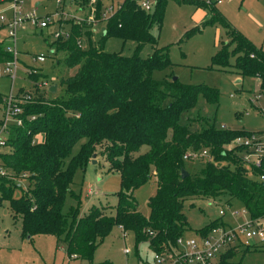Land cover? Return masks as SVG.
Wrapping results in <instances>:
<instances>
[{
	"label": "trees",
	"instance_id": "16d2710c",
	"mask_svg": "<svg viewBox=\"0 0 264 264\" xmlns=\"http://www.w3.org/2000/svg\"><path fill=\"white\" fill-rule=\"evenodd\" d=\"M79 1L89 10L93 8V23L104 20L102 39L91 42L89 28L93 23L84 22L70 24L66 39L47 42L54 47L53 54L64 51L66 66L75 71L59 80L64 95L51 96L47 93L50 90L38 92L36 81L42 73L28 68L35 91L19 103L22 124L9 125L0 149V167L5 171L0 174V202L7 200L12 218H19L21 237L32 240L38 234L53 235L63 242L69 259L93 264L97 244L114 226L131 231L135 242L146 240L153 253L172 248L176 238L190 228L183 212L187 198L226 193L242 201L248 217L263 218L264 182L256 178L254 168L244 166L242 146H229L233 138L250 131L217 127L213 118L192 117L190 111L200 97L207 104L217 105L219 92L206 84L173 79L169 45L158 46L157 37L150 32L153 24L161 27L167 0H154L149 9L141 7L140 0H110L118 5L107 18L101 15L102 0ZM177 1L193 3L208 14L200 26L186 30L185 36L204 25L225 29L227 40L210 56L206 68L232 71L241 77L256 76L264 93L262 47L234 28L214 2ZM83 33L88 37L87 47L78 43ZM109 36L136 41L135 52L123 55L105 51L103 41ZM145 43L153 45L152 53L141 57L138 49ZM9 56L0 42V61ZM165 69L169 70L161 78L152 76L153 70ZM4 97L0 94V105ZM76 144L79 147L73 153ZM144 145L147 148L139 151ZM202 149L208 152L203 168L190 172L185 166V158L190 156L186 155ZM98 152L107 162L106 171L119 174L116 202L93 204L80 215V196L72 188L74 172L84 169L92 154ZM181 168L188 172L184 177ZM151 175L155 176L156 189L147 199L149 211L145 216L137 208L134 191ZM12 176L27 182L28 188L19 196L13 195L19 186ZM68 194L75 204L64 212ZM218 225H225L220 218L195 232L205 235ZM241 245L234 243L220 252L217 264H240L232 257ZM244 246L250 249L255 245Z\"/></svg>",
	"mask_w": 264,
	"mask_h": 264
},
{
	"label": "rangeland",
	"instance_id": "374dc122",
	"mask_svg": "<svg viewBox=\"0 0 264 264\" xmlns=\"http://www.w3.org/2000/svg\"><path fill=\"white\" fill-rule=\"evenodd\" d=\"M2 1V0H1ZM154 2V0H153ZM230 24L243 33L256 46L264 50V0H210ZM112 3V4H111ZM117 1L102 0V9L106 14L116 8ZM92 6V5H91ZM1 13L11 15V2H0ZM34 11L37 17H49L46 27L39 28L24 22L17 29L14 46L18 51L13 79L7 75H0V94L18 98L30 97L29 92L35 91V82L28 74V68H35L42 74L38 77V92L49 90V86L56 85L55 91H47L51 96L64 95V86L59 83L61 77L71 75L75 68L67 67L64 62V51L56 54L51 52L47 42L54 40L52 35L61 25L64 30L70 29V24L93 23L95 19H89V12L85 3L79 0H23L21 12ZM205 10L195 7L193 3L186 1L167 0L161 27L153 24L150 32L157 37V45H169V57L173 65V76L182 82L206 84L215 87L218 92V103L207 104L203 98H199L196 106L190 111V115L196 119L207 117L214 119L217 127L230 129H244L247 131H264V93L259 88V78L256 76L241 77L228 70L209 69L210 56L227 40L225 29L216 25H204L193 34L185 36L186 30L195 24L194 21L203 19ZM201 21V20H200ZM105 28L104 20L93 23L90 29V40L98 43L102 39ZM86 30V29H84ZM6 39L7 28L0 21V40ZM82 46L89 44L85 33L80 38ZM3 44V41H1ZM136 41L123 40L118 36H109L103 41L105 51H119L123 55H132L135 52ZM153 45L145 43L138 49L141 57L152 53ZM43 54L45 59L38 60L35 55ZM192 64L200 67L190 66ZM165 70H153L154 78H161ZM0 105V116L1 115ZM201 124V123H200ZM195 127V125H194ZM232 144V142L230 143ZM231 146V145H229ZM78 144L74 145L72 152L78 150ZM147 148L142 146L139 151ZM207 156L185 158V166L190 172L203 168ZM107 162L101 153L95 156L85 165L84 169L77 168L73 177V190L79 194L80 215L86 213L93 205H113L116 202V192L119 189V174L116 171L107 172ZM17 186L13 195L19 196L22 190L28 188L25 178L12 176ZM156 189L155 176L149 179L134 191V198L138 210L145 216L148 214L147 199L153 195ZM75 204L71 195H66L62 211H66L70 205ZM223 209L224 214L219 210ZM108 210L109 207H108ZM185 213L190 228L184 233V237L196 235L195 229L202 227L211 220L220 218L225 225L234 226L245 220L248 215L244 204L237 198L229 197L226 193L215 197L187 198L183 202ZM264 225V217L261 218ZM255 246L246 249L244 245L237 248L232 259L240 261V264H264V239L253 238ZM127 249L128 253H125ZM93 264H159L154 259V253L150 250L146 240L135 242L131 231H124L119 226H114L96 246L93 256ZM0 264H75L65 256L63 242L57 241L53 235L38 234L32 240L21 237L20 220L12 218L7 200L0 202ZM79 264H89L86 260Z\"/></svg>",
	"mask_w": 264,
	"mask_h": 264
},
{
	"label": "built area",
	"instance_id": "2783aa9c",
	"mask_svg": "<svg viewBox=\"0 0 264 264\" xmlns=\"http://www.w3.org/2000/svg\"><path fill=\"white\" fill-rule=\"evenodd\" d=\"M9 1L11 2V15L7 17L0 10V21L6 26L7 36L11 39L10 43H6L4 47V50L10 56L4 61H0V75H7L13 79L18 62V51L14 46L17 29L24 22L39 28L46 27L49 17L39 18L33 10L22 13L21 5L23 0ZM91 2L93 0H90ZM139 3L144 9H149L153 0H140ZM109 9L111 10L109 14H106L105 11L102 12V18H107L114 12L112 6ZM89 13V19L93 18V8L90 9ZM69 31V29L64 30L61 25H58L57 30H54L52 35L54 39L64 40L69 36ZM78 43L80 44L81 42L78 41ZM53 48H51V52H53ZM35 57L41 61L45 59V55L43 54H36ZM27 97H23V100L19 101L17 97L12 96L10 93L5 95L2 105V117L0 119V149L5 145L9 125L22 124V119L18 116L22 111L19 103L23 102ZM235 145L242 146L244 149L242 152L244 166L249 169L254 168L257 171L256 178L264 182V131H250L247 134L238 135L232 140L231 146ZM207 154V150L202 149L198 153H188L186 156L199 158L204 155L207 156ZM4 173V169L0 167V174ZM219 213L224 214V210L220 209ZM148 233L153 235L151 230ZM256 237L260 238V240L264 239V225L261 222V218L247 217L241 223L234 226L218 225L212 227L205 235L196 234L193 237L181 235L176 238L175 245L172 248H168L161 253L155 252L154 259L159 264H217V255L230 245L234 243L250 244L253 243L250 241ZM125 253H128L127 249Z\"/></svg>",
	"mask_w": 264,
	"mask_h": 264
},
{
	"label": "crops",
	"instance_id": "0c3cea01",
	"mask_svg": "<svg viewBox=\"0 0 264 264\" xmlns=\"http://www.w3.org/2000/svg\"><path fill=\"white\" fill-rule=\"evenodd\" d=\"M3 1V0H2ZM202 8V7H201ZM204 9V8H203ZM205 10V9H204ZM205 13L203 14V19H200L199 21H194L195 22V24L194 25H192V27L191 28H196V27H198V26H200L201 24H202V22L207 18V16H208V14H207V12H206V10L204 11ZM8 16H10V14L8 15ZM7 16V17H8ZM201 29V28H200ZM1 41H3V44H4V47H5V44L7 43L6 42V39H1L0 40V42ZM171 61H173V60H171ZM174 63V62H173ZM208 65V64H207ZM190 66H194V67H200V65H197V64H192V65H190ZM56 86V85H55ZM1 109H2V105H1ZM1 115H2V111H1ZM1 117L2 116H0V119H1ZM225 224V223H224ZM65 256H66V258L67 259H69L68 257H67V255H66V253H65ZM69 261H73L75 264H79V261L80 260H77V259H69Z\"/></svg>",
	"mask_w": 264,
	"mask_h": 264
},
{
	"label": "water",
	"instance_id": "95a60500",
	"mask_svg": "<svg viewBox=\"0 0 264 264\" xmlns=\"http://www.w3.org/2000/svg\"><path fill=\"white\" fill-rule=\"evenodd\" d=\"M176 76H172V78L174 79ZM55 88H56V86L55 85H51V86H49V90L50 91H55ZM95 156V153H93L92 154V157H94ZM187 171L184 169V168H181V177H184L185 175H187Z\"/></svg>",
	"mask_w": 264,
	"mask_h": 264
}]
</instances>
